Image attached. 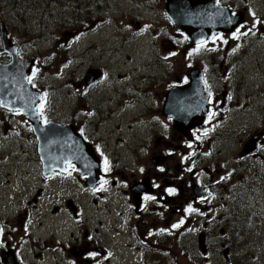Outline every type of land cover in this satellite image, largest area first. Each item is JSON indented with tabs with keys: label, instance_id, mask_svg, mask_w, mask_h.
<instances>
[{
	"label": "flooded vegetation",
	"instance_id": "obj_1",
	"mask_svg": "<svg viewBox=\"0 0 264 264\" xmlns=\"http://www.w3.org/2000/svg\"><path fill=\"white\" fill-rule=\"evenodd\" d=\"M247 1L251 3L250 8L245 5ZM163 2V9L157 0H150L148 7L157 10L163 18H166L173 30L172 22L166 14L165 1ZM210 3L211 13L213 14V9L223 13L230 18V25H222L221 31L212 34L199 51H194L198 43H188L184 32L174 34V30L171 33L167 29V33L172 37L168 50L181 52L184 57L186 48L191 52H201L207 51L205 48L208 47V51L213 53L224 52L225 57L231 54L234 60L232 64L225 66L223 62H220L216 67L213 62V65L205 68L197 65L188 66V72L181 71L179 74L182 76L176 77V81H170L168 74L162 75L167 78V81L164 86L160 87L158 86L163 84L162 81L155 82L154 80L155 76L161 73L160 71L154 69L149 75L144 72L143 65H140L139 70L133 67L131 72L137 76L132 75L133 79L130 82L122 83L120 79L123 76L116 75L118 79L115 78L112 81L111 97L105 106L99 104L97 108L92 107V111L86 114L87 117L81 119L77 118L79 112H73V117L66 119L52 118L56 121L55 123L74 127L75 132L82 136L91 159H87L86 162L74 161L71 166L66 164L60 172H53L49 180L40 181V185L48 184L51 189L59 185L60 188L54 191L57 194H67L66 204L68 203L70 208H66L65 211H71L77 215L85 209L81 203L82 199L90 198L93 206L98 207L103 204L107 208L108 193L114 192L112 202L118 210V217L114 220L119 222V234L116 238L118 241L115 243L117 256L114 257L111 253L105 256L102 253L103 249L95 245L93 241L86 242V231H82L81 237H76L70 225L67 226L66 233L58 234V220L63 215L61 206L53 204L52 209L55 210L56 207L58 211L52 214L48 225L49 221L42 219L41 215L37 217L34 214L38 204L31 208L32 201L29 200L21 207L11 210L10 216H7L3 208H0V229L5 230L4 233L0 231V264L7 261L3 254L12 255L17 262L15 264H39L45 261L53 262V264H123L124 259L128 260L126 262L128 264H183L178 249L188 251L192 248L189 243L182 242V235L185 231H195V239H198L197 245L201 241L199 247H196L197 264H212V260L208 258L211 253H213V264H215L217 254L221 255L224 264L234 263L232 232L234 226L238 228V221L234 219L233 211H229V204L224 201V198L231 191L245 189L248 186V180L252 183L254 179L258 181V178L264 175V120H261V128L251 134L248 141H240V156L231 168L213 172V163L212 166H207L203 162L208 157L207 153L216 148L217 132L223 128L216 126L217 123L213 117L209 120V114L219 113L225 105L231 108L234 105L233 96H237L243 86H254L255 82L252 84L250 82L259 78L264 83V52L260 54V57L252 59L255 63L256 60L263 58V63L260 66L256 65L253 74L241 78L239 75L236 77L240 65L247 64L250 60V57L246 55L243 42L246 36L253 33L254 42H264V8L255 0H210ZM156 21L152 19V24ZM237 28L240 29L239 33L236 31ZM143 30L144 28L140 25V30H133V32L139 33ZM234 33L238 38L234 37ZM161 65L164 66V62H161ZM182 69L184 71L185 67ZM192 69L201 70L208 91L209 112L200 129L179 130L174 128L172 120L163 114L165 94L173 87L185 84ZM104 70V73L99 74L100 81L110 78V72L106 66ZM218 73H220L219 76ZM125 75L128 76V74ZM235 79L238 84L235 83ZM156 87L158 88L154 91L153 88ZM148 96L150 99L153 98L150 103L147 101ZM250 96L256 98L252 93ZM122 97L127 100H136L126 103L120 115L123 118L126 113L130 112L132 116L129 120H133L128 122L131 132L125 129L128 131L127 134L134 132L135 137L138 138L147 134L146 138L152 142L150 144L138 139L140 147L137 148L138 155L141 151L150 157V164L138 161L139 172L130 176L122 170L116 172L121 161L106 151L113 134L124 132L120 117L113 114L115 101L121 100ZM106 112L110 113L106 116ZM3 113L6 114V112ZM99 113L103 118L95 120ZM110 123L112 126L108 130L107 126ZM205 132L207 135H204ZM0 133V147L10 151L13 147L14 134L9 133V123L1 122ZM225 136L227 134H223L222 137L225 139ZM117 140L119 144V142H124L125 138ZM8 144L10 146H7ZM189 144L192 145L191 148L188 147ZM256 156L262 159L261 173L259 167L252 166V163L247 166V162L255 159ZM105 157L110 165V170L107 172L104 170ZM37 158L41 173L42 162L38 154ZM137 158L139 159L140 156ZM32 163L35 162L32 161ZM77 168H80L87 176L79 175ZM189 168L191 171H188ZM252 172L257 177L253 176V180L249 178ZM87 177L89 182H87ZM222 177L224 179H221ZM104 180L107 183L102 185ZM87 183L90 186L97 185V187L90 189ZM256 184L258 185L257 182ZM40 185L34 190L31 199L37 197L38 192L40 194L38 198L41 197L40 192L43 185ZM72 186L74 190H71ZM168 188L176 189L175 195H169L166 191ZM148 196L155 197V199L146 200L145 197ZM189 206L196 211H186ZM113 212L102 211L97 215L86 217V220L94 222V218L102 215L109 216ZM77 215L75 214L74 217ZM12 216L14 218L11 220ZM60 222L65 223L66 220L63 218ZM176 224H179V227H173ZM51 225L53 226L52 231ZM24 226L28 230H25ZM79 229L80 226L77 230ZM37 230L45 234V237L38 236L39 243L36 244L31 237ZM219 237H222L224 242H218ZM46 255L52 260L46 258ZM28 257H30L29 261Z\"/></svg>",
	"mask_w": 264,
	"mask_h": 264
},
{
	"label": "rangeland",
	"instance_id": "obj_2",
	"mask_svg": "<svg viewBox=\"0 0 264 264\" xmlns=\"http://www.w3.org/2000/svg\"><path fill=\"white\" fill-rule=\"evenodd\" d=\"M157 1L163 9V1L166 0ZM255 2L263 5L264 8V0H255ZM1 3L4 6H0V22L4 24H0V28L3 26L8 38L18 46L20 57L35 60L34 73L36 74L32 79L33 86L41 92L48 90L51 115L61 119L67 118L72 111L77 112L78 109H73L76 103L75 98H79L82 102L83 96L89 98L86 111L89 107L97 108L99 104L105 106L111 97L112 81L117 78L116 75L123 76L120 79L122 83L130 82L133 79L132 75L137 76L131 72L133 67L139 70L140 65H143L144 72L149 75L154 69L160 71L161 73L154 78L155 82L162 81L163 84L158 86L160 87L167 81V78L162 75L168 74L170 81H176V77L182 76L179 74L181 71L188 72V66L198 65L205 68L204 65L210 66L215 62L218 67L220 62H223L225 66L234 62L231 54L225 57L224 52L213 53L208 51V47L205 48L207 51L201 52H191L186 48L184 57L181 52H174L176 55H169L162 66L160 62L162 54L168 53V48L171 46L166 39L167 29L171 33L173 30L166 18H163L157 10L148 7L150 0H0ZM6 5H14V7L8 8ZM245 5L248 8L251 7L248 1ZM152 19L157 21L152 24ZM140 25L144 30L137 33ZM133 30L137 31L133 32ZM91 31L94 32L91 34ZM244 45L250 60L247 64L240 65L236 75V77L239 75V78L253 74L256 65L260 66L263 63V58L256 60L255 63L252 59L260 57V54L264 52V42H253L246 37ZM108 52L116 53L112 55ZM74 55L77 56L73 60ZM7 57L8 54H3L0 63H5ZM169 58L171 60H168ZM104 66L110 72V78L86 89L82 83L86 71L104 69ZM182 67H185L184 71ZM235 80L237 83V79ZM254 82L253 87H245V85L239 88L240 92L237 96H233L234 105L231 108L225 105L213 116L216 126L223 127L217 132L216 148L207 153L208 157L203 162L207 166H212L213 163V172L231 168L240 156V141H248L249 136L261 128V120H264V83L259 78L250 83ZM158 87L153 90L156 91ZM251 93L256 98H252ZM152 100L153 98L147 97L149 103ZM132 101L136 100H127L122 97L121 100L115 101L113 114L120 117L123 106ZM109 113L106 112V116ZM100 118L103 117L99 113L95 120ZM130 118H132L130 112L123 118L120 117L124 132L114 133L106 149L112 157L121 161L116 172L122 170L127 176L139 172L138 161L150 164V157L141 151L138 155L137 148H140L138 139L152 143L146 138L147 134L139 138L135 137L134 132L127 134V130L130 131L128 122L133 120H129ZM9 119L8 116L0 113V130L1 122L8 124ZM111 126L112 123L107 126V129L109 130ZM13 134V147L10 151L0 147V208H3L7 216L11 215V210L31 200L34 190L39 187L40 181L43 182L34 147H32L33 150L30 147L34 140L31 130H23L21 136ZM223 134H227L225 139L222 137ZM122 137L125 141L117 144L119 141L117 139ZM17 139L23 140L30 147L26 148L23 154L20 152L23 149L19 150ZM137 156L140 158L138 159ZM32 161L35 163L33 164ZM250 163L254 167H259L260 173L262 172L261 157L256 156L255 159L248 161L247 166ZM250 175V179L253 176L256 177L254 172ZM247 182L248 186L245 189L231 191L224 198V201L229 204V211H233L234 219L238 221V228L234 226L232 232L235 255L233 264H264V175L258 178V181L254 179L252 183L249 180ZM59 188V185L54 187V189ZM54 189L50 191L46 186L37 205V213L42 219L49 221L48 225L51 221L52 205L64 203L65 199L64 195L59 196ZM74 189L72 186L71 190ZM113 199L114 192L111 191L106 199L107 208L103 204L98 207L93 206L90 198L82 199L81 203L85 208L82 212L83 221L77 222L62 215V218L58 220L60 226L58 234L63 233V229L69 225H72L75 230L78 226L83 229L88 228L85 221L90 215L94 216L108 210L118 211L113 205ZM13 218L14 216L11 220ZM63 218L67 220L65 223L60 222ZM50 229L52 231V225ZM35 235L45 237L40 230H37ZM182 237V242L189 243L192 247L188 251L178 249L183 264H197L196 247H199L200 241L197 245L195 231H185ZM117 241L112 240L107 243L108 251L114 257L117 256L115 248ZM217 241L224 242L222 237H219ZM239 251L241 254L238 255ZM46 258L51 259L48 255ZM208 258L213 264V253L209 254ZM29 260L30 257H28ZM126 262L128 260L124 259L122 263L128 264ZM39 264H53V262L45 261ZM215 264H224L221 255H215Z\"/></svg>",
	"mask_w": 264,
	"mask_h": 264
},
{
	"label": "water",
	"instance_id": "obj_3",
	"mask_svg": "<svg viewBox=\"0 0 264 264\" xmlns=\"http://www.w3.org/2000/svg\"><path fill=\"white\" fill-rule=\"evenodd\" d=\"M185 2L192 4L193 8L199 4L197 1L192 2L191 0H166V8L167 15L175 29L187 33L190 42L199 43L210 39L212 28L213 34H215L217 31H221L222 25H230L229 17L214 10L213 14H210L209 9H206L204 5L202 11L200 9L195 11L199 13V16L192 15L190 11H187V8L176 10L178 5ZM172 9L176 14L171 11ZM205 13H207L206 16ZM2 41L4 51L10 55V62L0 65V105L26 115L27 121L30 122L38 139L37 150L43 165L55 161L65 163L70 159L78 158L69 128L56 126L57 129H55L51 124H40L37 105L41 94L33 90L28 82L33 60L19 58L17 48L7 40L5 32L2 34ZM188 78L187 84L174 87L166 93L163 104V114L173 119L175 128L182 130L194 128L205 119L207 114V93L200 71L198 69L191 70ZM90 79L93 78L89 77L88 80ZM87 152L90 154L89 151L82 150V153L86 154V159H88Z\"/></svg>",
	"mask_w": 264,
	"mask_h": 264
},
{
	"label": "snow or ice",
	"instance_id": "obj_4",
	"mask_svg": "<svg viewBox=\"0 0 264 264\" xmlns=\"http://www.w3.org/2000/svg\"><path fill=\"white\" fill-rule=\"evenodd\" d=\"M229 22H230V21H229ZM236 31H237V33H239L240 29L237 28ZM244 34L246 35L247 33H244ZM233 35H234V37L238 38V36H236L235 33H234ZM221 39H222V37H221ZM225 42H227V41H225ZM205 43H206L205 41H200V42L198 43V45H197V48H196L194 51H199L200 48H202V47L205 46ZM170 55H176V53L173 52V53H170ZM189 55H191V53H189ZM165 59H167V57H165ZM209 96H211V93H209ZM209 102H211V101H209ZM40 115H41V116L43 115V105H41ZM214 115H215V113H210V114H209V120H211L212 117H213ZM47 122H48V121L45 120V123H47ZM204 135H207V132H205ZM198 138H199V137H198ZM188 147L191 148L192 145L189 144ZM101 155H103V154L101 153ZM185 159H187V157H185ZM69 166H71V164H69ZM104 170H105L106 172L110 170V165H109V161H108L107 157L104 158ZM160 170L163 171V169H160ZM141 171H143V169H141ZM188 171H191V168H189ZM69 175H71V173H69ZM221 179H224V177H222ZM106 183H107L106 180L102 181V185H103V184H106ZM166 191L168 192L169 195H175V193H176V189H174V188H168ZM145 199H146V200H154L155 197L148 196V197H145ZM186 211H188V212H193V211H196V210L193 209L191 206H189V208L186 209ZM181 223H183V221H181ZM173 227H179V224L173 225ZM0 231H2V229H0Z\"/></svg>",
	"mask_w": 264,
	"mask_h": 264
},
{
	"label": "bare ground",
	"instance_id": "obj_5",
	"mask_svg": "<svg viewBox=\"0 0 264 264\" xmlns=\"http://www.w3.org/2000/svg\"><path fill=\"white\" fill-rule=\"evenodd\" d=\"M12 7H14V6H12ZM12 7H8V8H12ZM0 24H4V23H3V22H0ZM108 53H110V52H108ZM115 53H116V52H112V53H110V54L113 55V54H115ZM63 195H64L65 197H67V194L64 193Z\"/></svg>",
	"mask_w": 264,
	"mask_h": 264
},
{
	"label": "trees",
	"instance_id": "obj_6",
	"mask_svg": "<svg viewBox=\"0 0 264 264\" xmlns=\"http://www.w3.org/2000/svg\"><path fill=\"white\" fill-rule=\"evenodd\" d=\"M46 1H47V0H46ZM2 5H3V3L0 4V6H2ZM3 6H4V5H3ZM6 6H7V7H12V6H14V5H6ZM24 6H26V5H24ZM24 6H23V7H24Z\"/></svg>",
	"mask_w": 264,
	"mask_h": 264
}]
</instances>
